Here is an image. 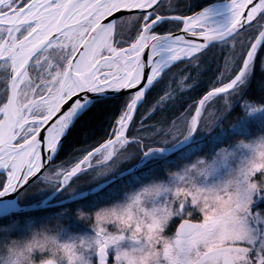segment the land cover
Instances as JSON below:
<instances>
[{
  "label": "snow or ice",
  "instance_id": "1",
  "mask_svg": "<svg viewBox=\"0 0 264 264\" xmlns=\"http://www.w3.org/2000/svg\"><path fill=\"white\" fill-rule=\"evenodd\" d=\"M217 48L222 64L176 109L173 69ZM164 106L172 118L149 124ZM93 121L102 142L64 160ZM225 121L250 156L217 183L232 153L212 133ZM87 170L95 183L81 189ZM118 175L151 179L123 203L66 209L90 235L63 241L59 220L42 225L35 264H264V0H0V198L47 189L71 203ZM3 264H19L15 251Z\"/></svg>",
  "mask_w": 264,
  "mask_h": 264
},
{
  "label": "trees",
  "instance_id": "2",
  "mask_svg": "<svg viewBox=\"0 0 264 264\" xmlns=\"http://www.w3.org/2000/svg\"><path fill=\"white\" fill-rule=\"evenodd\" d=\"M214 0H195V3L200 5H208L213 3ZM227 50L226 48L223 49V52L221 49H211L207 55L204 57L203 61L201 62V65L198 69L192 70L187 69L185 70L184 65H178L176 68L173 69V74L175 77L176 83L172 85L173 88L176 89V91L173 93L174 101L172 103H175L176 109H179L180 104H182L185 100H188L191 102V98L198 97L200 91L205 86L206 82L213 76V72L215 71L217 64H222V55H226ZM218 74V73H217ZM191 75L192 80L188 83H183L185 76ZM260 78V74L258 73L257 79ZM163 87V86H162ZM255 95H259L258 90L257 92H254ZM150 103L153 100V98H149ZM144 111H150V108L148 105H146V109ZM175 113L170 110L168 106H164L161 109L157 110L154 114H152L151 119L148 121L149 124L159 127L162 122L166 120H170L172 116ZM230 128L229 121L224 122V128ZM241 137L234 136L233 134L230 136V138L224 139L223 142H231V141H237ZM104 139V132L96 126L95 121H93L90 125H85L84 128L75 130L72 135L69 138V142L66 145V153L67 155H64L62 158L64 160H71L75 155H82L86 154V151L91 150L94 146H98L100 142ZM222 142V143H223ZM221 143V144H222ZM220 144V145H221ZM219 146V145H218ZM131 151V149H130ZM57 163H60V161H57ZM135 164V161L132 162ZM122 170L130 168L131 165L122 164L121 165ZM92 172V171H91ZM137 175H140L139 172L136 173ZM150 176L142 175L141 181L149 178ZM132 176H125L121 179H118L114 181L112 184H109L106 188H104L102 191L98 192L95 195L86 196L82 199L73 201L71 203H67L64 205H58L53 207H47L42 210H36V211H30L26 213H20L11 215L6 218L0 219V243H4L5 241V231L9 227L10 224H12L15 221H19L22 225V221L25 222H32V224H36V221L40 218H49L55 215L54 219L49 221L47 224L48 228L55 229L58 224L64 227V229H67L70 232H75L77 230H83L85 228L86 224L84 222L78 220L75 215H73L72 211H67L66 209H76L77 207L84 208L85 211H94L96 208L101 207L109 200L110 191L115 190L116 192L112 194L118 195V193H121V188L125 187L127 182H130ZM129 184V183H128ZM83 184H80L79 186H82ZM134 185V184H133ZM118 187L119 189H114ZM83 187L82 189H84ZM127 186L125 187V189ZM124 189V190H125ZM118 190V191H117ZM116 196H112V200L115 201ZM60 196H55L53 201H57ZM115 197V198H114ZM52 201V200H51ZM18 203L20 205L24 204V200H18ZM20 234L23 233L19 232ZM7 236L11 238H15L19 236L18 232H14L11 234L7 232Z\"/></svg>",
  "mask_w": 264,
  "mask_h": 264
},
{
  "label": "rangeland",
  "instance_id": "3",
  "mask_svg": "<svg viewBox=\"0 0 264 264\" xmlns=\"http://www.w3.org/2000/svg\"><path fill=\"white\" fill-rule=\"evenodd\" d=\"M176 2H177V0H173V3H176ZM185 2H186V0H185ZM216 107L218 108L219 105L217 104ZM206 119L211 120L212 117L206 116ZM207 135L208 134H205V136H207ZM212 135L213 136L220 135L224 141V139L230 138L232 133L230 131V128L229 129L227 127L224 128V126H223L222 128H216L214 130V132L212 133ZM236 142L237 141L223 142L221 145L219 144V146H217V147H222V148H228L229 151L232 153V155H230V157H229L227 165H218L217 166V172L215 174V182H217V183H221V182L226 181L229 178V173L231 172V170L234 168H238L240 166V164L247 157L250 156V152L248 150L236 149L235 148ZM205 151H207V149H205ZM199 155L203 156L204 152L199 153ZM95 176H96V173L91 172V170H87L84 174L80 175L79 179L76 181V186H78L81 189L83 187H85L84 189H88L93 183H95V179H94ZM149 178H151V177H149ZM149 180L150 179H146L143 181L140 180V182L137 183L133 180V177H132L130 182H127L125 185V187L127 186V188L126 189H125V187L121 188L120 191H122V192L118 193L117 196H116V194H112V193L116 192L115 190H113L114 192L113 191L108 192V193H110L109 200H111V201H107L102 206H105L106 204H112V203H123L126 200V193L131 194L132 192L138 190L142 184L149 182ZM80 184H83V185L79 186ZM114 189H119V188L116 187ZM33 193L34 194L30 195L27 199L24 200V204H22V205H20L19 203L18 204L20 206L38 205V204H41L42 202L46 201L55 192H52V191L47 190V189L40 190V191H37L36 189H34ZM57 195L60 197L57 201L54 202L53 199ZM112 196H116V198L114 197L115 201L112 200L113 199ZM68 198L69 197L66 193H57L51 199L49 198V201H46V202L48 204H53L56 202L66 200ZM42 209H45V208H42ZM42 209H39V210H42ZM55 216H58V215H55ZM55 216H52V217L49 216V218H40L36 221V224H34V225L32 224V222H27V221H25V222L22 221V225L19 221L13 222L12 224L9 225V227L5 231L4 243L9 242L11 239H13V238L7 236V232L8 233L11 232V234L14 232H16V233L18 232L19 236L15 237V239L25 240V239L30 238L33 229L39 228L42 225H47L49 223V221H51L52 219L55 218ZM84 224H86V226H85V228H83V230H77L75 232H70L67 229H64V231L61 234V240L71 242L74 237H79V236H83V235H90L92 233L90 226L87 223H84ZM111 227L112 226H109L110 229H111ZM22 231H23V233L20 234L19 232H22Z\"/></svg>",
  "mask_w": 264,
  "mask_h": 264
},
{
  "label": "clouds",
  "instance_id": "4",
  "mask_svg": "<svg viewBox=\"0 0 264 264\" xmlns=\"http://www.w3.org/2000/svg\"><path fill=\"white\" fill-rule=\"evenodd\" d=\"M40 230H41L40 227L33 229L32 234L28 239L18 240L13 238L9 242H7L10 246L8 250H4L0 248V264H3V258L7 255V251H15L16 258H18L19 260V264H35V261L31 259L32 249L29 247V244L31 243V238L33 234L39 232ZM45 235L49 236V241L55 240L54 235L52 234H45ZM51 251L53 252V255L56 254V249L54 247L51 248ZM57 264H59V262H57Z\"/></svg>",
  "mask_w": 264,
  "mask_h": 264
},
{
  "label": "water",
  "instance_id": "5",
  "mask_svg": "<svg viewBox=\"0 0 264 264\" xmlns=\"http://www.w3.org/2000/svg\"><path fill=\"white\" fill-rule=\"evenodd\" d=\"M125 176H127V175H125ZM125 176H123V177H125ZM123 177H120L118 175L114 181L121 179ZM56 194L57 193H54L49 198L51 199ZM49 198L46 201H49ZM17 201L18 200L15 197V195L0 198V202H5L4 211H3V213L0 214V219L9 217V216L15 215V214L26 213V212H30V211H36V210H39L42 208L64 205V204L69 203V198L66 200L60 201V202L53 203V204H48L46 201H44L38 205H26V206H20ZM73 201H76V200H73ZM11 205H15V209H11L10 208V207H12Z\"/></svg>",
  "mask_w": 264,
  "mask_h": 264
},
{
  "label": "bare ground",
  "instance_id": "6",
  "mask_svg": "<svg viewBox=\"0 0 264 264\" xmlns=\"http://www.w3.org/2000/svg\"><path fill=\"white\" fill-rule=\"evenodd\" d=\"M11 209H15V205H11ZM5 207V202H0V214L3 213Z\"/></svg>",
  "mask_w": 264,
  "mask_h": 264
},
{
  "label": "flooded vegetation",
  "instance_id": "7",
  "mask_svg": "<svg viewBox=\"0 0 264 264\" xmlns=\"http://www.w3.org/2000/svg\"><path fill=\"white\" fill-rule=\"evenodd\" d=\"M175 228V224H173L170 228H169V234H171L174 231Z\"/></svg>",
  "mask_w": 264,
  "mask_h": 264
}]
</instances>
